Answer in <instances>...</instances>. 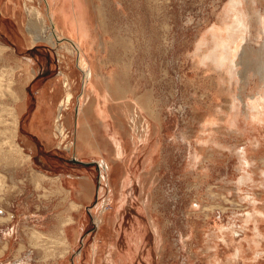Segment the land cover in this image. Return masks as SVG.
Instances as JSON below:
<instances>
[{
    "label": "rangeland",
    "instance_id": "1",
    "mask_svg": "<svg viewBox=\"0 0 264 264\" xmlns=\"http://www.w3.org/2000/svg\"><path fill=\"white\" fill-rule=\"evenodd\" d=\"M229 1L93 0L99 25L91 62L111 79L106 98L84 92L86 72L65 40L73 37L56 40L47 0L28 5L42 11L56 46L34 40L45 25L35 18L38 26H29L26 0H0V264L17 257L21 264H264L263 88L253 71L246 83L230 62L212 59L222 54L218 43L231 40L229 58L257 57L259 25L245 40L230 39L227 25L242 13L264 17V0H243L232 10ZM64 44L73 50L68 85ZM12 85L21 96L16 103L8 98ZM68 92L71 118L61 134L56 115ZM257 100L261 115L251 109ZM78 110L82 122L94 124L96 154L77 147ZM114 132L125 140L121 156ZM92 155L109 160L104 185ZM51 222L52 235L45 229ZM62 223L81 226L63 234ZM110 243L115 257L127 255L125 263L108 259Z\"/></svg>",
    "mask_w": 264,
    "mask_h": 264
},
{
    "label": "bare ground",
    "instance_id": "2",
    "mask_svg": "<svg viewBox=\"0 0 264 264\" xmlns=\"http://www.w3.org/2000/svg\"><path fill=\"white\" fill-rule=\"evenodd\" d=\"M29 2H33L34 0H27ZM49 5L51 4H55V9L54 11H56L57 7L56 5L58 4L57 2H54L56 0H47ZM61 2V0H58ZM63 2V0H62ZM243 3V0H230L229 1V4L231 5L230 7V10H232L233 8H236L238 6V4H242ZM60 4V3H59ZM58 6V5H57ZM61 9L63 8V6L60 7ZM26 10L28 12V14L30 15V18H29V26H38V23L36 22V20L38 19L41 23H42V26L45 25V21H46V18L43 16L42 14V11L35 5H27L26 4ZM53 11V12H54ZM83 11H80V14L82 13ZM242 17L239 18V17H236V20H235V23L233 24H228L227 25V29H228V33H229V38L233 40L237 39L236 37H238V35L241 34V38H243V40H245V34L248 32L250 33L252 31V27L255 24L259 25V35L262 37V42L260 44V47H257L256 48V52H257V57H255L252 61L250 60L251 57L249 55H246V57L244 58V55H240V60L237 61L235 59H231L228 57L227 54H229V50L231 48V44L230 42L232 41H221L218 43V46L222 47V54L224 55L223 57H220L222 54H220V56H218V53L216 54L217 56H214L212 59L216 60L218 63L220 64H224L225 62H230L231 64V72L232 74L236 72V69L237 71L245 78V82L248 83L250 82V78H251V72L253 71L254 72V75L259 78L260 80V86L263 88L262 92L259 94V97H262L264 99V17L258 13L257 15H253L252 13H242ZM78 16V15H77ZM36 18V20H35ZM79 21V20H78ZM81 21V20H80ZM79 21V26L77 25L76 29H74V27L76 26L75 23H73L72 25L69 23V26H70V31L71 32H74L76 30H84L85 32H88V24L85 23L84 21L80 22ZM72 27V28H71ZM90 27V26H89ZM46 29H47V26L45 25L44 29L42 30L41 29V32L42 34H40V36L38 34H35L34 36V40L37 41V40H48L49 42H51L52 44H55L54 42V39L51 35H48L47 32H46ZM89 33V32H88ZM90 34V33H89ZM91 35V34H90ZM87 41V40H86ZM218 42V41H217ZM86 43V42H85ZM219 49V48H218ZM214 53V52H213ZM30 61H32V59L30 58L29 59ZM243 65L244 67L242 69L239 70L238 66L239 65ZM101 64H98L97 63H93L92 66H91V70L90 69H86V85L89 84V90H93L95 91V94L101 96L102 93L100 92V90H98L97 88V85H99L100 82H97L98 80L99 81H105L104 83V87H105V97L106 98H109V81L111 80L109 78V75L106 76L103 72H102V69L100 68ZM88 67V66H87ZM65 72L64 75H65V84L68 85L69 84V80H68V77L69 75L72 74L71 70L72 67H66L65 68ZM1 78V77H0ZM102 81V82H103ZM101 82V83H102ZM108 83V85L106 84ZM101 86V84L99 85ZM102 87V86H101ZM103 88V87H102ZM10 96L8 98H11V101H13L14 103L20 101L21 99V96L19 95V93L14 89L13 85L12 87H10ZM92 92V91H91ZM94 93V92H93ZM72 102V93L71 92H68L67 95L60 101L59 105H58V111H57V115H56V121L59 122V124L57 125V131H59L61 134H64L65 131V127H64V124L65 121L70 118V112H69V109H70V104ZM3 105V104H2ZM252 111H258L260 112V115H261V111L259 110L260 108V101L257 100L255 102H253L252 106ZM12 108V112L14 113V120H15V125L13 126L14 129H12V135L13 137H16L18 134V126H19V115H18V111H17V107L15 106H12L10 107ZM98 110V116H100L99 120L101 121L102 125H104V127L107 129L108 128V121H107V114L106 112L103 113V109H97ZM4 112V111H3ZM125 112V111H124ZM263 112V111H262ZM1 114H2V111H1ZM126 114V113H125ZM97 117V116H96ZM117 117V116H116ZM138 117V116H137ZM112 119V118H111ZM132 122H133V126L136 125V121L137 120L135 118V116L132 115ZM64 124H63V123ZM13 124V123H12ZM91 125V124H90ZM142 125V124H141ZM136 127V126H135ZM149 127H150V123L147 122L146 125H144V132L145 133H148L149 131ZM92 129V127H90ZM134 128V127H133ZM94 129V127H93ZM92 129V130H93ZM95 131V130H94ZM92 132L95 134V132ZM109 131V130H108ZM85 130H79L78 132V147H85V148H92L93 145L92 144H88L85 140ZM88 133V132H87ZM91 135V133H88ZM118 133L114 132V133H111L110 136H111V139H112V143H113V148H114V152L116 154V156H121L125 151V147H126V144L123 142L125 140L122 141V139H119V137L117 136ZM144 135V133H143ZM143 135H139V138L141 139V141H143ZM105 136V135H104ZM145 136V135H144ZM86 137H87V134H86ZM91 137V136H90ZM89 137V138H90ZM88 138V139H89ZM87 140V139H86ZM133 145L137 144L134 139H133ZM17 147V153L20 154V153H23V149L20 145L16 146ZM134 147V146H133ZM82 149V148H81ZM1 153V152H0ZM245 156V157H244ZM243 156V160L244 162H246L248 165L250 164L249 162V159H248V156H247V153H245ZM101 158V159H100ZM97 159L98 163L101 165V177L100 179L104 182L103 185L106 183V182H109V170H110V163H109V160L106 159L105 157H100ZM124 158V157H123ZM245 177V176H244ZM249 179L252 177L250 174H248L247 176ZM126 178V177H125ZM252 179V178H251ZM101 186V188L99 189V194H102L103 192V189H104V186ZM113 203V202H112ZM99 204V203H98ZM97 204V205H98ZM118 207V206H117ZM250 214V213H248ZM251 216L248 217V219L250 218ZM7 218V217H6ZM73 220V219H72ZM72 220H70L69 222H72ZM65 222V221H63ZM74 223V222H73ZM65 223H62L63 226H61V232L64 234H67V232H69V228L72 227V231L74 232L75 230L76 231H79L80 229V226L81 224L79 223L78 225H75V226H70L69 228L66 226H64ZM258 227V226H257ZM259 228V227H258ZM46 229V228H45ZM258 230V229H257ZM260 231V230H259ZM258 231V232H259ZM43 233V232H42ZM13 234V233H12ZM11 234V236H12ZM7 235V234H5ZM43 235V234H42ZM41 235V237H42ZM10 236V235H9ZM44 236V235H43ZM65 236V235H64ZM8 238V237H7ZM48 238V237H47ZM50 238V237H49ZM52 239V238H51ZM132 240V239H131ZM96 245V244H95ZM131 245V244H130ZM115 247H114V243H110V247H109V252L107 254V257L108 259L111 260V262L114 261V259L116 261H119L121 260L122 262H126L127 261V255L124 254V253H120V252H116L117 253V257H115V254L112 252L114 251ZM96 250V248H95ZM113 253V254H112ZM261 253V252H260ZM256 254V253H255ZM17 263V262H16ZM58 264H69L67 261L65 260H60L58 262ZM218 264H224L222 262H218Z\"/></svg>",
    "mask_w": 264,
    "mask_h": 264
},
{
    "label": "crops",
    "instance_id": "3",
    "mask_svg": "<svg viewBox=\"0 0 264 264\" xmlns=\"http://www.w3.org/2000/svg\"><path fill=\"white\" fill-rule=\"evenodd\" d=\"M43 1H45V0H43ZM34 2V1H33ZM54 2H57L58 4V6L56 5V7H57V9H56V11H54V9H55V4H51L50 6L48 5V7H47V12H48V14H49V18H50V24H52V27H53V31L55 32V33H57V35L60 37V39L59 38H57L56 40L57 41H59V40H61V39H64L65 38V36L63 35V34H68L69 36H72L73 37V39L72 38H65V40L67 39H69L68 41H70L71 43H73V47H74V49L78 52V58H77V61L79 62V63H81V70H82V72H83V74L85 73V69H86V67L88 66V69H90L91 70V66H92V64H93V61L91 62V57L93 56V52H95L96 51V47H95V42H96V37H95V35H94V32H95V29L97 28V26L99 25L97 22H96V15H95V12L97 11L98 13H99V10L96 8V6L98 5V3L96 4V5H94L95 3L93 2V0H65V2L63 1L62 2V0H61V2L60 1H58V0H56V1H54ZM29 3H31V2H29V1H27L26 0V2H25V6H26V4L28 5ZM60 3V4H59ZM100 3V2H99ZM45 4H46V2H45ZM108 4V3H107ZM107 4L105 3V5H104V7H107ZM47 6V5H46ZM61 6H63V8L61 9L60 7ZM95 6V7H94ZM38 7V6H37ZM95 8L97 9V10H95ZM54 11V12H53ZM80 11H83L81 14H80ZM102 10H100V12H101ZM103 12V11H102ZM103 14V13H102ZM101 14V15H102ZM78 15V16H77ZM104 17H106V16H104ZM81 20L82 22L84 21L85 23H87L88 24V27H87V29H88V32L91 34H89L88 32H85L84 30H76V31H74V32H71L70 31V26H69V23L72 25L73 23H75V27H74V29H76V27H77V25L79 26V21ZM80 21V22H81ZM90 26V27H89ZM72 28V27H71ZM62 34H61V33ZM95 34H96V32H95ZM57 36V37H58ZM77 39V40H74V39ZM87 40V41H86ZM86 42V43H85ZM56 44H58V42L56 43ZM53 46H56V45H54V44H52ZM63 47H64V50L61 52V51H59L60 53H61V55H60V53L58 52V54L60 55V59H62V63H64L65 65H67V66H70L72 63V61H73V58H72V54H73V50H72V48H69V46L68 45H63ZM32 59V58H31ZM32 61H33V59H32ZM85 61H87L86 63H85ZM77 62V63H78ZM98 64H100V63H98ZM69 77H70V75H69ZM69 77H68V80H69ZM103 81V80H102ZM97 81V82H100L99 83V85L101 84V86L103 87H101V86H99L98 84H96L97 85V88H98V90H100L101 91V89L103 90L104 89V95L102 94L101 96H104L105 97V85H104V83H105V81ZM102 82V83H101ZM85 80H84V77H83V88H84V92H85V90L89 87V84L88 85H86L85 86ZM88 86V87H87ZM71 88H72V86H71ZM71 88H70V91H71ZM89 91H92V92H94L95 93V91H93V90H89ZM72 95H73V92H72ZM73 97V96H72ZM82 106V108H83V103H81V105H80V107ZM79 107V108H80ZM78 108V109H79ZM82 108H81V110H82ZM26 108H21L20 109V113H22V112H24V110H25ZM100 109H102V108H99V110ZM98 111V110H97ZM103 113H105L104 112V110H103ZM80 115H81V112L79 113V110L76 112V126H75V129H76V132H77V135H78V132H79V130L81 129V130H85V132H86V128H88V130H89V132L88 133H91V135L90 134H88L87 132L85 133V140L84 141H86L88 144H92L93 145V147L92 148H85V147H78V145H77V147H78V149L80 150V151H84V153L86 154H88V152H90V153H93V154H96V151H95V146H94V144H93V141H92V136L94 137V133H92L93 131H94V129H93V127H94V124L92 123V122H90V121H85V122H82L81 121V119H80ZM70 118H71V114H70ZM70 118L68 119V121H70ZM57 122V121H56ZM63 123V122H62ZM59 124V122H57V124H56V129H57V125ZM64 124V123H63ZM91 124V125H90ZM64 127L66 128V126H65V124H64ZM90 127H92V129L90 128ZM95 132V131H94ZM86 134H87V137H86ZM91 136V137H90ZM90 137V138H89ZM89 138V139H88ZM87 139V140H86ZM77 143H78V141H77ZM82 148V149H81ZM78 155V154H77ZM83 158H85L86 156L83 154V155H81ZM92 156H94V155H92ZM94 157H97V159L100 157V156H98V155H95ZM97 159H95L94 160V162H96V160ZM101 159V158H100ZM99 160V159H98ZM99 174H100V172H99ZM46 175V174H45ZM100 176V175H99ZM51 178H54L53 180L56 182V181H58V179H62V177L61 176H51ZM83 189H80V191H82ZM99 191V187H98V189H97V192ZM85 192H83V194H84ZM98 194H99V192H98ZM71 205H73V207L74 206H81V203H79L78 201H76V200H72L71 201ZM67 224V223H66ZM76 225H78V224H76ZM64 226H65V224H64ZM72 226H75V225H72ZM46 229H48L49 231H47V233H50L51 235L52 234H54V233H56L57 232V224L55 223V222H51L47 227H45ZM10 242H11V240L9 239V240H6L2 245H3V247H4V249H7L8 247H9V245H10ZM30 255V254H29ZM20 259V257H17L16 258V260L15 261H11V263L13 264V263H15V264H21L20 262H21V260H19ZM17 262V263H16Z\"/></svg>",
    "mask_w": 264,
    "mask_h": 264
},
{
    "label": "water",
    "instance_id": "4",
    "mask_svg": "<svg viewBox=\"0 0 264 264\" xmlns=\"http://www.w3.org/2000/svg\"><path fill=\"white\" fill-rule=\"evenodd\" d=\"M94 163H96V162H94ZM97 164V163H96Z\"/></svg>",
    "mask_w": 264,
    "mask_h": 264
}]
</instances>
